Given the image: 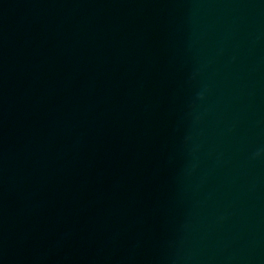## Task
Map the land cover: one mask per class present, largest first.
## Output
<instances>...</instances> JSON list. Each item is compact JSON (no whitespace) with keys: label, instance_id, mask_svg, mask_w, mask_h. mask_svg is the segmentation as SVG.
Segmentation results:
<instances>
[{"label":"water","instance_id":"water-1","mask_svg":"<svg viewBox=\"0 0 264 264\" xmlns=\"http://www.w3.org/2000/svg\"><path fill=\"white\" fill-rule=\"evenodd\" d=\"M0 264H264V0H0Z\"/></svg>","mask_w":264,"mask_h":264}]
</instances>
